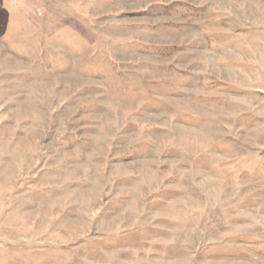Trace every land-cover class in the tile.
Listing matches in <instances>:
<instances>
[{"label":"rangeland","instance_id":"374dc122","mask_svg":"<svg viewBox=\"0 0 264 264\" xmlns=\"http://www.w3.org/2000/svg\"><path fill=\"white\" fill-rule=\"evenodd\" d=\"M0 264H264V0H0Z\"/></svg>","mask_w":264,"mask_h":264}]
</instances>
